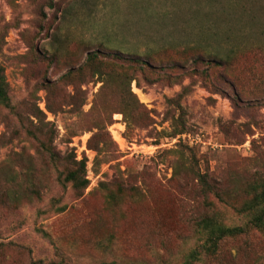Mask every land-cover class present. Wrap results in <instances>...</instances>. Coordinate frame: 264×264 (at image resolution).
I'll use <instances>...</instances> for the list:
<instances>
[{"label":"rangeland","instance_id":"374dc122","mask_svg":"<svg viewBox=\"0 0 264 264\" xmlns=\"http://www.w3.org/2000/svg\"><path fill=\"white\" fill-rule=\"evenodd\" d=\"M50 2L0 0V264H180L200 215L245 223L235 207L264 178V0ZM81 159L75 191L59 177ZM194 264H264V230Z\"/></svg>","mask_w":264,"mask_h":264},{"label":"trees","instance_id":"16d2710c","mask_svg":"<svg viewBox=\"0 0 264 264\" xmlns=\"http://www.w3.org/2000/svg\"><path fill=\"white\" fill-rule=\"evenodd\" d=\"M49 0V6H51ZM97 53H89L88 62L94 66L93 60L96 59ZM113 56L120 58L121 56L118 51L113 52ZM128 60L138 64V67L146 68L150 67L148 61H142L135 55H131ZM222 62L226 63L227 60L221 58ZM98 74L103 75V65H95ZM103 79V78H102ZM126 78H122L118 82V86L123 93L121 102L122 106L120 112L123 114L126 124L128 126L129 117L133 113L134 107H138L140 103L138 102L136 96L130 90V81H124ZM110 78L105 75L103 83L109 84ZM0 105L6 108L11 107L10 96L8 93V84L5 78L3 67L0 64ZM133 106V107H132ZM128 122V123H127ZM39 131L44 134L43 130L40 128ZM29 133L33 132L29 129ZM184 132L182 127H175L171 133L172 136ZM34 136V135H33ZM50 136V135H49ZM39 144V150L45 152L49 157L55 162L57 158L55 157L54 151H52L50 141H43L37 138ZM85 160L81 159L79 161H73V167L68 169L63 177H59V180L65 185L69 184L73 190L79 191L84 190L89 181L86 178ZM197 181L200 185V189L203 195L215 194L218 196L217 187L210 180L207 179V175L204 173H197ZM245 192L247 197L235 207L238 214L245 218V223L227 225L222 220H220L217 214L208 213L200 215L193 221L194 232L198 239L196 247H193L185 253L183 260L180 264H194L195 262L201 260L202 257H212L218 254L220 242L223 239L236 237L242 234L248 233L249 230H264V178L258 180H252L245 185ZM113 196V193H110ZM106 264H118L115 262H109Z\"/></svg>","mask_w":264,"mask_h":264}]
</instances>
